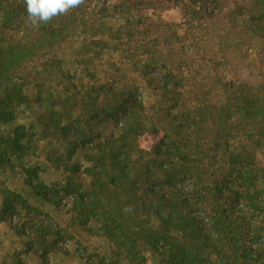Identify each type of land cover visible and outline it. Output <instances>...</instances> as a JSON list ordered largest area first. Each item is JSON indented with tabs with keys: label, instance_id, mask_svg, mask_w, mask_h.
<instances>
[{
	"label": "trees",
	"instance_id": "trees-1",
	"mask_svg": "<svg viewBox=\"0 0 264 264\" xmlns=\"http://www.w3.org/2000/svg\"><path fill=\"white\" fill-rule=\"evenodd\" d=\"M149 254L264 264V0H0V264Z\"/></svg>",
	"mask_w": 264,
	"mask_h": 264
},
{
	"label": "clouds",
	"instance_id": "clouds-1",
	"mask_svg": "<svg viewBox=\"0 0 264 264\" xmlns=\"http://www.w3.org/2000/svg\"><path fill=\"white\" fill-rule=\"evenodd\" d=\"M84 2L85 0H24L27 20L37 28L57 16L68 14L72 9L83 5Z\"/></svg>",
	"mask_w": 264,
	"mask_h": 264
},
{
	"label": "rangeland",
	"instance_id": "rangeland-1",
	"mask_svg": "<svg viewBox=\"0 0 264 264\" xmlns=\"http://www.w3.org/2000/svg\"><path fill=\"white\" fill-rule=\"evenodd\" d=\"M259 63L260 62H259L258 56H253L252 60L247 65L248 71L250 72L252 70H256ZM241 67H243V66H241ZM242 72H244L246 75L249 74L243 70H242ZM42 177L46 182H48L50 184L59 183V181H58L59 176H58V174H55L54 172L46 173ZM6 231H7L6 227L3 224H1V233L3 234ZM15 242H16V240H15V237L13 235H11L9 233L7 235H4V244H5V246H7V248L11 247L12 244H15ZM26 261H27V264H41L37 260H34V259H26ZM50 264H84V263L79 261V260H73L71 258L64 257L63 255H56V256L51 257ZM147 264H158V262L156 261V259L153 257L152 254H149Z\"/></svg>",
	"mask_w": 264,
	"mask_h": 264
}]
</instances>
